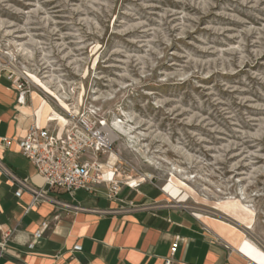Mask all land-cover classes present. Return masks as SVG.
Returning <instances> with one entry per match:
<instances>
[{
    "label": "rangeland",
    "instance_id": "obj_1",
    "mask_svg": "<svg viewBox=\"0 0 264 264\" xmlns=\"http://www.w3.org/2000/svg\"><path fill=\"white\" fill-rule=\"evenodd\" d=\"M3 54L64 117L98 108L114 143L87 161L239 201L264 251V0H0Z\"/></svg>",
    "mask_w": 264,
    "mask_h": 264
},
{
    "label": "crops",
    "instance_id": "obj_2",
    "mask_svg": "<svg viewBox=\"0 0 264 264\" xmlns=\"http://www.w3.org/2000/svg\"><path fill=\"white\" fill-rule=\"evenodd\" d=\"M58 103L70 114L77 112V103L73 107ZM67 119L37 94H31L25 106H18L11 82L5 75L0 77L2 164L31 188L45 190L48 197L75 208L49 202L34 205L26 190L16 197L17 186L0 172V240L6 245L5 250L0 248V264H164L167 258L172 264H264V251L251 240L260 250L251 244V254L239 249L241 241L248 239L253 220L247 226L248 222L215 205L194 216V209L186 205L189 199L176 200L168 187L160 189L148 182L136 187L133 180V188L122 184L116 195L110 194L107 185L98 184L73 196L48 188L18 152L15 140L34 121L61 130ZM3 138L12 140L9 147L1 143ZM43 223L47 226L42 236L34 240L33 234ZM31 242L33 248L28 249Z\"/></svg>",
    "mask_w": 264,
    "mask_h": 264
},
{
    "label": "built area",
    "instance_id": "obj_3",
    "mask_svg": "<svg viewBox=\"0 0 264 264\" xmlns=\"http://www.w3.org/2000/svg\"><path fill=\"white\" fill-rule=\"evenodd\" d=\"M5 55L7 54L0 55V77L5 75V78L14 87L16 104L25 106L34 91L44 95L43 90L29 81L22 72L13 70L14 67L10 61L4 60ZM55 104L61 107L56 101ZM112 134L109 125L100 115L98 108L89 104L80 108L76 115L70 114L63 129L42 127L34 121L28 126L24 136L15 140V142L18 152L32 164L48 188L70 196H73L78 190L91 191L93 186L98 184L107 185L110 194L116 195L122 184H125L128 188H133L131 183L133 180L137 182L138 186L144 182H151V176L143 174L127 164L125 170L122 169L123 164L118 167L112 165L110 168L112 176L105 179L101 165L96 161L86 160V154H90L96 159L99 154H104L109 150L114 143V138L111 137ZM11 142L12 140L8 138L1 139L4 147H9ZM0 172L12 184L17 186L16 197H19L26 190L31 194L34 205L40 202H49L54 206L75 209L59 200L48 197L45 190L31 188L26 181L16 178L2 164L1 159ZM115 178H118V180ZM200 212H195L192 215L198 216ZM211 214L222 219L220 214ZM46 226L43 223L41 228L33 234L34 240L42 236ZM27 247L32 249L33 242L28 244ZM0 248L2 250L6 248L5 242L2 240H0ZM174 251L175 245L172 247L171 252ZM164 264H172L171 258H167Z\"/></svg>",
    "mask_w": 264,
    "mask_h": 264
},
{
    "label": "bare ground",
    "instance_id": "obj_4",
    "mask_svg": "<svg viewBox=\"0 0 264 264\" xmlns=\"http://www.w3.org/2000/svg\"><path fill=\"white\" fill-rule=\"evenodd\" d=\"M22 74L30 80V78L28 77V75L24 74L22 72ZM67 105V104H66ZM41 114V113H40ZM77 112L74 114L76 115ZM112 138H115V136L112 134L111 136ZM112 166L110 164H106V165H101V168L103 171H106V173L103 172V177L105 174H112L111 168ZM177 181L175 179H171V183L176 185ZM180 186H185L181 183H179ZM134 186H138L137 182H135ZM176 188V187H175ZM175 191V189H174ZM167 193V192H166ZM173 195V194H172ZM170 195V196H172ZM172 198V197H171ZM216 207L220 208L221 210L225 211V212H230L231 214H233L236 218H239L242 222H248L247 225H250L252 223L253 220V214L251 211H249L245 206H243L242 204H240L239 201L237 200H232V201H227V202H218L217 204H215ZM199 216V215H198ZM243 234V233H242ZM244 235V234H243ZM247 239H243L241 241V243L239 244V249L241 248L245 253L247 254H251L252 253V247L251 245L246 241ZM259 253V252H258ZM260 254V253H259ZM263 255V254H262ZM261 256V255H260Z\"/></svg>",
    "mask_w": 264,
    "mask_h": 264
}]
</instances>
